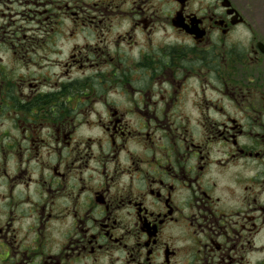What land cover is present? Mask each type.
I'll return each mask as SVG.
<instances>
[{
	"label": "flooded vegetation",
	"instance_id": "obj_1",
	"mask_svg": "<svg viewBox=\"0 0 264 264\" xmlns=\"http://www.w3.org/2000/svg\"><path fill=\"white\" fill-rule=\"evenodd\" d=\"M31 4L0 0V264H264V0Z\"/></svg>",
	"mask_w": 264,
	"mask_h": 264
},
{
	"label": "rangeland",
	"instance_id": "obj_2",
	"mask_svg": "<svg viewBox=\"0 0 264 264\" xmlns=\"http://www.w3.org/2000/svg\"><path fill=\"white\" fill-rule=\"evenodd\" d=\"M24 2H29V3H33V2H36V5H32V7H33V10H35V9H40V10H42L43 8H44V4H42V3H45L47 0H23ZM30 13V11L28 10V11H26V14H28V13ZM40 17L41 18H43L42 16H40V15H38V17H37V20H39L40 19ZM6 18H7V16H6ZM9 20V19H8ZM7 20V21H8ZM10 21V20H9ZM38 24H37V26H39L40 25V23L39 22H37ZM9 25H11V22H10V24L9 23H6V26H9ZM7 32H5V34H6ZM44 36L43 34H42V32L38 29V31H37V36L39 37V36ZM44 39H46L47 38V36L45 37H43ZM42 38V39H43ZM4 57H5V64H7L9 61H10V57H11V52H9V49H8V47L5 45V55H4ZM21 71H23V70H21ZM46 71V69H42V70H40V69H34V68H31L30 70H29V72H45Z\"/></svg>",
	"mask_w": 264,
	"mask_h": 264
}]
</instances>
